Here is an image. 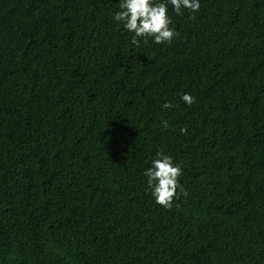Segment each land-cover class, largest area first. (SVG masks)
<instances>
[{"label": "trees", "instance_id": "1", "mask_svg": "<svg viewBox=\"0 0 264 264\" xmlns=\"http://www.w3.org/2000/svg\"><path fill=\"white\" fill-rule=\"evenodd\" d=\"M199 2L136 46L119 0H0V264H264V0Z\"/></svg>", "mask_w": 264, "mask_h": 264}, {"label": "clouds", "instance_id": "2", "mask_svg": "<svg viewBox=\"0 0 264 264\" xmlns=\"http://www.w3.org/2000/svg\"><path fill=\"white\" fill-rule=\"evenodd\" d=\"M180 15L182 9L196 12L200 8L199 0H119L118 8L112 14V19L123 29L131 33V44L138 46L139 38L151 37L155 44L170 43L176 35L175 29L170 27L172 20L168 15V9ZM180 99L186 104H192L194 98L183 93ZM163 108H171L173 105L167 101ZM167 127V122L164 123ZM183 134L186 130L180 129ZM145 178V191L150 193L154 201L164 206H171V201L176 195L178 177L181 175V166L174 163L170 155L163 151H157L150 160L149 166L142 173Z\"/></svg>", "mask_w": 264, "mask_h": 264}]
</instances>
